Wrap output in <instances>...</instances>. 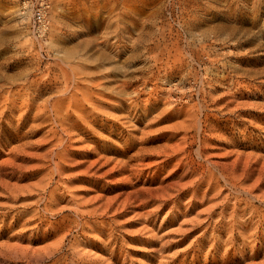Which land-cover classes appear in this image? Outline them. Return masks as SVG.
<instances>
[{"label":"rangeland","instance_id":"obj_1","mask_svg":"<svg viewBox=\"0 0 264 264\" xmlns=\"http://www.w3.org/2000/svg\"><path fill=\"white\" fill-rule=\"evenodd\" d=\"M32 1L0 0V264H264V0H50L42 37Z\"/></svg>","mask_w":264,"mask_h":264},{"label":"built area","instance_id":"obj_2","mask_svg":"<svg viewBox=\"0 0 264 264\" xmlns=\"http://www.w3.org/2000/svg\"><path fill=\"white\" fill-rule=\"evenodd\" d=\"M50 9V0H33L30 6L31 10V28L36 37H42L49 28L48 13Z\"/></svg>","mask_w":264,"mask_h":264},{"label":"bare ground","instance_id":"obj_3","mask_svg":"<svg viewBox=\"0 0 264 264\" xmlns=\"http://www.w3.org/2000/svg\"><path fill=\"white\" fill-rule=\"evenodd\" d=\"M50 105V104H49ZM58 120V119H57ZM59 121V120H58ZM55 153V152H54Z\"/></svg>","mask_w":264,"mask_h":264}]
</instances>
